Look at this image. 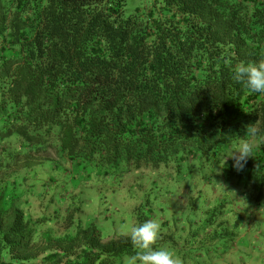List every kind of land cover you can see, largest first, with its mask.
I'll return each mask as SVG.
<instances>
[{
	"label": "trees",
	"instance_id": "trees-1",
	"mask_svg": "<svg viewBox=\"0 0 264 264\" xmlns=\"http://www.w3.org/2000/svg\"><path fill=\"white\" fill-rule=\"evenodd\" d=\"M125 8L0 0V264H123L135 253L128 236L83 222L71 177L114 190L139 175L147 203L174 183L199 197L240 187L264 203V95L232 77L264 57V0ZM245 141L255 147L237 171L230 156Z\"/></svg>",
	"mask_w": 264,
	"mask_h": 264
},
{
	"label": "rangeland",
	"instance_id": "rangeland-1",
	"mask_svg": "<svg viewBox=\"0 0 264 264\" xmlns=\"http://www.w3.org/2000/svg\"><path fill=\"white\" fill-rule=\"evenodd\" d=\"M149 2L126 0L125 15ZM47 156L56 159L53 153ZM138 177L127 176L114 190L96 178L80 183L71 177L65 187L77 193L74 200L82 202L83 222H96L106 237L127 236L125 224L155 220L160 225L156 246L172 251L177 264H264V203L254 202L248 191L217 186L215 193L213 187L203 186L199 197L198 191L187 192L185 185L174 183L154 188L147 203L141 202L143 182ZM190 196L195 198L194 204ZM22 202L26 209L31 207L29 211L35 216L47 210L46 204L34 196H26ZM51 211L52 208L48 213ZM133 255L126 256L123 264Z\"/></svg>",
	"mask_w": 264,
	"mask_h": 264
},
{
	"label": "clouds",
	"instance_id": "clouds-1",
	"mask_svg": "<svg viewBox=\"0 0 264 264\" xmlns=\"http://www.w3.org/2000/svg\"><path fill=\"white\" fill-rule=\"evenodd\" d=\"M234 81L249 92L264 95V57L257 61H241L232 70ZM253 135L255 130H252ZM252 141L241 143L230 156L237 171L244 168L254 150ZM124 232L129 237L135 254L126 264H177L174 253L167 248L156 246L160 236V225L155 220L140 224H125Z\"/></svg>",
	"mask_w": 264,
	"mask_h": 264
}]
</instances>
